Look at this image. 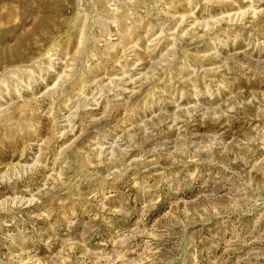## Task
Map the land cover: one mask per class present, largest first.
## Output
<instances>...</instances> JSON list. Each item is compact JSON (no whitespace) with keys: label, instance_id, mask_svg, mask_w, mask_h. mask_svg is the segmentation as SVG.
Listing matches in <instances>:
<instances>
[{"label":"rangeland","instance_id":"obj_1","mask_svg":"<svg viewBox=\"0 0 264 264\" xmlns=\"http://www.w3.org/2000/svg\"><path fill=\"white\" fill-rule=\"evenodd\" d=\"M0 264H264V0H0Z\"/></svg>","mask_w":264,"mask_h":264}]
</instances>
